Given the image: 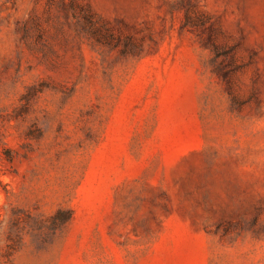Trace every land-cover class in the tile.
I'll return each mask as SVG.
<instances>
[{"label": "rangeland", "instance_id": "374dc122", "mask_svg": "<svg viewBox=\"0 0 264 264\" xmlns=\"http://www.w3.org/2000/svg\"><path fill=\"white\" fill-rule=\"evenodd\" d=\"M0 264H264V0H0Z\"/></svg>", "mask_w": 264, "mask_h": 264}, {"label": "trees", "instance_id": "16d2710c", "mask_svg": "<svg viewBox=\"0 0 264 264\" xmlns=\"http://www.w3.org/2000/svg\"><path fill=\"white\" fill-rule=\"evenodd\" d=\"M82 9L81 16L83 18V27L90 33L92 37H94L97 41H101L99 38V29L97 25V19L94 16V11L88 6V5H83L80 6ZM205 21L204 19H201L200 24L204 29H207V41L210 43H214L213 39V29H212V24L209 23L208 26L205 25L203 22Z\"/></svg>", "mask_w": 264, "mask_h": 264}]
</instances>
